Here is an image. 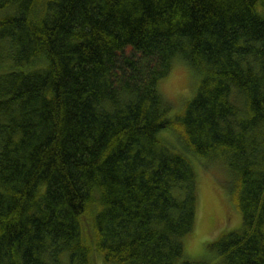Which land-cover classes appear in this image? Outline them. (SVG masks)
<instances>
[{
	"label": "trees",
	"instance_id": "16d2710c",
	"mask_svg": "<svg viewBox=\"0 0 264 264\" xmlns=\"http://www.w3.org/2000/svg\"><path fill=\"white\" fill-rule=\"evenodd\" d=\"M175 63L194 93L172 116ZM194 161L241 217L214 263L184 250ZM92 254L264 264V0H0V264Z\"/></svg>",
	"mask_w": 264,
	"mask_h": 264
},
{
	"label": "rangeland",
	"instance_id": "374dc122",
	"mask_svg": "<svg viewBox=\"0 0 264 264\" xmlns=\"http://www.w3.org/2000/svg\"><path fill=\"white\" fill-rule=\"evenodd\" d=\"M191 73L183 64L175 63L168 78L159 85L161 95L171 105L172 116L179 113L193 96ZM194 167L198 179L197 215L193 232L184 241V250L189 260L206 259L214 263L218 257L209 250V245L220 236L238 229L241 217L229 193L232 175L217 166L204 169L195 161ZM84 237L89 246L88 232ZM92 261L103 264L98 255L92 254Z\"/></svg>",
	"mask_w": 264,
	"mask_h": 264
},
{
	"label": "bare ground",
	"instance_id": "6f19581e",
	"mask_svg": "<svg viewBox=\"0 0 264 264\" xmlns=\"http://www.w3.org/2000/svg\"><path fill=\"white\" fill-rule=\"evenodd\" d=\"M170 113H171V110L168 111V114H170Z\"/></svg>",
	"mask_w": 264,
	"mask_h": 264
}]
</instances>
